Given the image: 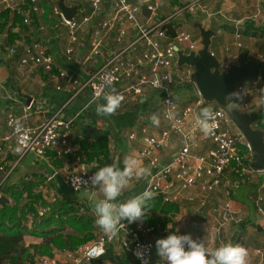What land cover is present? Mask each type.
I'll return each mask as SVG.
<instances>
[{"label": "built area", "instance_id": "built-area-1", "mask_svg": "<svg viewBox=\"0 0 264 264\" xmlns=\"http://www.w3.org/2000/svg\"><path fill=\"white\" fill-rule=\"evenodd\" d=\"M52 8L58 27L66 30L70 45L66 50L69 57L74 56L82 47L88 50L89 58L103 60L82 83L69 78L64 71L56 73L55 57L39 43L25 47V55L20 61L21 67L34 66L53 79H68L75 88V95L90 91L95 98H104L107 94L122 97L118 111L124 110L140 101L145 91L153 90L161 95V116L167 128L161 134L145 135L142 149L135 155L139 166L150 170V188L155 197L172 203L168 196L172 189L180 192L199 190L203 204L210 201V195L218 192L232 174L251 175L258 172L251 167L252 145L243 134L238 135L227 127L229 113L224 108L206 104L200 96L194 77L195 70L190 67L177 68V51L180 45L191 52L199 51L202 45L182 29L188 16L198 18L203 0H64L68 8H79L77 15L67 19L59 7L60 0H45ZM144 7L150 15L144 14ZM171 11L167 15L166 11ZM9 11L17 14L30 26L41 16L40 0H0V14ZM216 14H208L213 19ZM143 20L144 22H142ZM46 26H40L44 32ZM240 38L241 34L237 33ZM242 48V44H238ZM15 50L11 49L10 54ZM178 75L180 81L173 74ZM126 84L121 90L115 86ZM249 84V83H247ZM253 87L241 83L237 87L239 98L233 97L229 107L250 113L252 105L249 96L254 94L264 98V77L258 75L252 81ZM178 86L192 87L196 101L191 104H179ZM4 88L0 83V96ZM32 105V104H31ZM29 105L26 111H30ZM208 109L206 122L209 131L205 133L201 121L205 120L202 110ZM63 110L53 112L50 118L39 126H31L17 114L7 115L5 127L0 136V190L16 173L28 157L63 159L73 158L72 169L64 183L72 193L84 191L96 192L99 185L92 184L96 172L93 165L78 156L81 144L76 140L73 121L64 119ZM208 136L211 147L201 152L203 142L201 133ZM137 138L135 133L129 140ZM175 139L177 148L167 163L161 154ZM19 149V150H17ZM201 152V153H199ZM247 161L249 162L247 163ZM72 163V162H71ZM80 176L82 182L77 190L73 178ZM134 179H137L134 177ZM255 198L258 214L264 218V196L259 193ZM230 203H225L215 213L221 220L218 232L226 227L231 215ZM115 235L101 234L91 243L82 245L76 251H66L55 256H41L27 264H95L106 253L107 246L115 242L121 234L130 239L129 254L137 263L142 264L136 253L143 254V264H159L156 244L152 237L155 227L150 224L132 225L122 221ZM221 231V232H222ZM256 253L263 256V251ZM257 264H264V256Z\"/></svg>", "mask_w": 264, "mask_h": 264}, {"label": "crops", "instance_id": "crops-1", "mask_svg": "<svg viewBox=\"0 0 264 264\" xmlns=\"http://www.w3.org/2000/svg\"><path fill=\"white\" fill-rule=\"evenodd\" d=\"M211 1L214 3L213 0H203L200 5L202 10H211L208 12L219 17L215 18L216 20L206 19L208 23H211L206 26L208 29L211 27L220 28L223 32L219 36L221 38L226 36L224 44L227 54L221 58L226 60L225 66L230 67L239 63L241 59L239 58L241 50L238 47L239 43L243 48L249 49V55L253 61L261 62L264 58V20L257 26L254 22H249V17L245 14L258 12L264 17V0H257L255 4L252 0H215V4H212ZM206 4H210L211 8ZM40 6L42 8L41 16L29 26L28 36L22 34V39L18 42V52L23 47L39 43L55 57L56 73L64 71L74 81L84 82L97 67L103 65V60L96 62L90 59L88 50L83 47L74 56L69 57L66 50L70 41L66 30L58 27L57 23L52 21V17H54L52 11L49 17L51 21L45 20L46 7L51 8L45 0H40ZM222 16H227L230 23H223ZM40 26H46V30L40 32ZM218 26L220 27L218 28ZM20 30V27L14 28L15 32ZM237 33L241 34L240 38L237 37ZM3 39L4 37L0 34V83L4 88V94L0 96V136L5 127L7 115L11 112L17 114L31 126H39L46 122L53 112L63 110L61 116L66 120L73 121V130L77 141H98L107 133L112 158V164L109 165H117L122 168L125 158L123 150L127 151L128 157H134L142 149L145 135L157 136L167 128V123L161 116V95L159 93L153 90L145 91L141 98V101L147 104L144 107H137L136 103L124 110H115L112 114L98 115L96 107L98 104L105 103L103 97L95 98L90 91H84L76 96V90L68 82V79H53L34 66L21 67L20 61H7L12 55L10 52L5 54L2 51ZM218 50L216 48L211 51L217 56ZM20 54L22 55L21 52ZM125 86L126 84H120L115 86V89L121 90ZM185 91L189 96L186 99H182L181 96L178 98L181 106L189 104L188 102L195 97L194 90H182L180 91L181 95ZM30 98L32 109L26 111ZM249 104L252 105L250 113L259 112L264 109V98L251 94ZM153 115L158 118V124L153 123ZM132 133L137 135L134 141L129 140V135ZM121 137L126 140L125 148L120 143ZM200 139L204 144L201 152L208 151L211 147L208 136L202 132ZM169 145L168 149L161 154L164 163L169 161L170 156L177 148L176 140L173 139ZM53 162L50 157L48 159L28 157L6 185L22 186L26 181L43 180L38 190L44 189L43 192L44 194L46 192L45 195L49 200L63 195L75 196L64 183L66 175L74 169L75 164L64 162L62 167L56 168ZM91 165L96 171L101 167L97 162ZM150 182L149 176L143 179L132 178L118 199L124 200L138 194L145 187H149ZM231 183L230 180H227L218 192L210 195V201L205 205L202 194L197 189L190 192L172 189L168 196L177 206V210L167 214H157L162 219L167 218L168 227L154 232L152 237L155 244L158 239L166 238L170 232L177 231V234L189 235L197 242H204L206 248L210 250H214L221 243H238L247 251V264H257L264 256V218L258 214L256 206L251 203L250 198L259 193L264 196V174H257L256 180L251 182L233 183L232 187ZM259 184L260 187H258ZM255 190L258 192L257 194H255ZM84 193L102 197L99 190L80 193L78 196L86 199L89 205L88 196ZM225 203H230L232 212L226 227L223 231L221 230L222 232H218L217 227L221 220L215 213V209ZM132 224L134 226L150 223L144 217ZM101 234L105 235L99 228V235ZM129 247L130 239L125 234H121L115 242L107 246L106 253L95 264H137L129 254ZM257 249L263 251L262 257L256 253ZM156 255L159 258L157 247Z\"/></svg>", "mask_w": 264, "mask_h": 264}, {"label": "trees", "instance_id": "trees-1", "mask_svg": "<svg viewBox=\"0 0 264 264\" xmlns=\"http://www.w3.org/2000/svg\"><path fill=\"white\" fill-rule=\"evenodd\" d=\"M178 3L179 0H173V4ZM189 18L190 16L187 19ZM16 27H20L21 30L15 32L14 28ZM28 31L29 26L17 14H11L9 11L0 14V34L4 37L2 51L9 54L11 49L15 50V53L7 61L18 62L23 59L25 48L20 50L22 56L18 52V42L21 41L22 34H27ZM249 53V49L242 47L239 58L249 60L251 59ZM180 88L188 91L193 90L190 86H180ZM195 101L194 97L188 103L191 104ZM146 105L141 99L136 104L137 107ZM251 115L256 120L257 128L264 130V109L252 112ZM79 143L81 150L78 156L82 157L85 162L89 164L97 162L101 167L112 164L107 133L98 141H80ZM52 158L56 168L62 167L66 162L63 159H55L54 156ZM68 158L69 162L75 161L71 157ZM227 178L233 183L249 182L250 175L232 174ZM42 181H26L22 186L6 185L7 187L4 186L0 190V196H5L11 201L9 204H0V264H27L36 260L37 257H52L66 251H76L82 245L97 239L99 227L94 222L95 214L88 201L78 196V193H74L75 196L71 197L63 195L49 200L43 191L38 190ZM257 190H255V194L258 193ZM250 201L255 205L253 200ZM148 205L150 208L146 214L150 215H146L145 218L148 223L155 226L156 232L159 229H164L168 224L167 218L162 219L157 214H167L177 210L174 203L164 202L162 197L152 199ZM26 237H32L37 242L27 244Z\"/></svg>", "mask_w": 264, "mask_h": 264}, {"label": "clouds", "instance_id": "clouds-1", "mask_svg": "<svg viewBox=\"0 0 264 264\" xmlns=\"http://www.w3.org/2000/svg\"><path fill=\"white\" fill-rule=\"evenodd\" d=\"M233 97L239 98V93L233 92L228 100L231 101ZM121 99L122 97L118 94L105 95V103L98 104L96 107L97 114L114 113L119 107ZM230 105L229 102L226 106ZM202 112L205 120L201 121V127L207 133L209 126L206 118L209 112L208 109H204ZM152 121L154 124L159 123L155 115H153ZM149 172L148 168L139 166L138 161L133 157H125L122 168L117 165L106 164L95 172L92 184L99 185V192L102 197L88 193H84V195L88 196L92 211L95 214L94 222L101 231L105 234L115 235L119 227L124 226L122 221L131 224L145 217L150 208L148 202L156 195L150 188L145 187L143 191L124 200L118 198L132 178H146ZM72 182L78 190L82 178L75 176ZM156 247L160 258L159 264H247V251L238 243H221L214 250H210L206 248L204 242H197L189 235L177 234V231L170 232L166 238L158 239ZM136 255L143 264V254L138 252Z\"/></svg>", "mask_w": 264, "mask_h": 264}, {"label": "water", "instance_id": "water-1", "mask_svg": "<svg viewBox=\"0 0 264 264\" xmlns=\"http://www.w3.org/2000/svg\"><path fill=\"white\" fill-rule=\"evenodd\" d=\"M59 7L62 9L65 18L69 20L75 17L79 10L77 7L68 8L65 6L64 0L59 1ZM144 14L150 15V11L145 7ZM196 23L195 28L200 31L202 48L197 52L186 53L185 50L177 47L178 60L176 67H190L195 70L196 87L204 102L227 110L232 121L252 145L251 167L258 172H264V130L257 128L256 120L251 114L226 106L230 102L228 97L237 91L239 84L251 83L258 75L264 74V58L261 62L241 58L239 63L233 64L226 71H223L222 62L211 51L213 39L222 34L223 30L207 29L201 23ZM173 76L180 81L177 73ZM31 103L30 98L28 105H31ZM9 203L8 198L5 196L0 197L1 205Z\"/></svg>", "mask_w": 264, "mask_h": 264}, {"label": "rangeland", "instance_id": "rangeland-1", "mask_svg": "<svg viewBox=\"0 0 264 264\" xmlns=\"http://www.w3.org/2000/svg\"><path fill=\"white\" fill-rule=\"evenodd\" d=\"M253 1V3L255 4L256 3V1L257 0H252ZM213 2L214 3H212V1H211V3L212 4H215L216 2H215V0H213ZM251 5H252V3H251ZM206 6L207 7H209V8H211V5L210 4H206ZM206 10V9H205ZM51 11H52V9L50 8V7H46V10H45V13H46V16H45V20L46 21H51L50 20V15H51ZM208 11H211V10H206V12L205 13H201V15H199V17L198 18H192V17H190L189 19H186V21H185V23H183L182 24V29H183V31H185L186 33H189V34H191V36H192V38L194 39V40H196V41H199L200 43H201V37H200V31H199V29L197 30L196 28H195V25L197 24L196 22H199V23H201L205 28H207V26L209 25V24H211V23H208L207 21H206V19H209L208 18V14H211L210 12H208ZM166 14L167 15H169V14H171V11L169 10V11H166ZM245 15H247V17H249L248 18V20H249V22H254L257 26H259L260 24H261V21H263L264 20V17H263V14H261V13H258V12H248L247 14H245ZM53 18V22H56L57 23V21H56V19L54 18V17H52ZM188 18V17H187ZM215 18H219L218 17V15H215V17L212 19V20H216ZM227 16H222V20H223V23H230V21L229 20H227ZM255 20V21H252V20ZM209 20H211V19H209ZM142 22H144L143 20H141ZM193 21H196V22H193ZM196 23V24H195ZM207 25V26H206ZM211 26V25H210ZM220 26H218V28H219ZM212 28V27H211ZM208 29V28H207ZM210 29V28H209ZM220 29V28H219ZM226 36H223L222 38L219 36V37H215L214 39H213V46L211 47V50L213 51V50H215L216 48H218L219 50L217 51V57L219 58V60L222 62V64H223V67H222V70L223 71H226V69L228 68V67H226L225 66V62H226V60H224V59H221L222 57H224V56H226V54H227V52H225V44H224V38H225ZM223 41V42H222ZM219 42V43H218ZM181 47V49L182 50H185V52L186 53H189V52H191L187 47H184V46H182V45H180ZM221 53V54H220ZM250 60V59H249ZM246 85H248V87H253V84H252V82L251 83H249V84H246ZM183 89L182 88H180V87H177L176 88V92L178 93L179 92V98H180V96H181V98L182 99H186L187 98V96H189V95H187L188 94V92L187 91H185L184 92V94L182 93V95H181V93H180V91H182ZM232 108H236V107H232ZM227 127L229 128V129H231L234 133H236V134H238V135H241L242 133H241V131L238 129V127L235 125V123L232 121V119L230 118V116H229V118H228V120H227ZM121 145L123 146V148H125V145H126V140H124L122 137H121ZM124 151V157H128V153H127V151L126 150H123ZM256 178H257V173H253V174H251L250 175V179L251 180H249L250 182L252 181V180H256ZM232 185H233V182L231 183V187H232ZM45 187V186H44ZM46 188V187H45ZM41 191H44V189H40ZM46 190V189H45ZM231 190V189H230ZM45 194H46V192H45ZM2 196V195H1ZM0 196V197H1ZM253 198H255L254 197V195L252 196ZM250 200H253V199H251L250 198ZM11 202V201H10ZM26 242H27V244H31V243H35V242H37V240L36 239H34V238H31V237H26ZM38 258V257H37Z\"/></svg>", "mask_w": 264, "mask_h": 264}, {"label": "flooded vegetation", "instance_id": "flooded-vegetation-1", "mask_svg": "<svg viewBox=\"0 0 264 264\" xmlns=\"http://www.w3.org/2000/svg\"><path fill=\"white\" fill-rule=\"evenodd\" d=\"M245 113V112H244Z\"/></svg>", "mask_w": 264, "mask_h": 264}]
</instances>
